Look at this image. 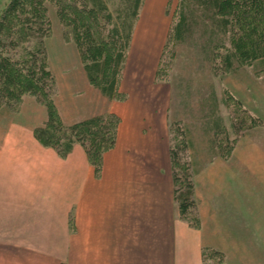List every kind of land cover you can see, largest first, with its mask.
<instances>
[{"label": "crops", "instance_id": "0c3cea01", "mask_svg": "<svg viewBox=\"0 0 264 264\" xmlns=\"http://www.w3.org/2000/svg\"><path fill=\"white\" fill-rule=\"evenodd\" d=\"M165 6L149 0L146 16L134 22L117 84L122 99L89 82L76 44L58 26L45 38L62 123L114 112L119 125L95 175L79 144L60 157L33 137L46 120L33 97L0 114V264H264V66L255 74V100L239 97L256 107L250 111L261 124L239 136L228 159L212 155L198 170L201 222L193 227L173 200L171 89L155 79ZM157 9L163 18L150 17ZM203 246L224 260L203 261Z\"/></svg>", "mask_w": 264, "mask_h": 264}, {"label": "trees", "instance_id": "16d2710c", "mask_svg": "<svg viewBox=\"0 0 264 264\" xmlns=\"http://www.w3.org/2000/svg\"><path fill=\"white\" fill-rule=\"evenodd\" d=\"M46 2L53 4L63 37L76 44L89 82L108 98L122 99L125 95L117 90V84L142 0H119L115 15L105 0H9L0 10V107L16 112L24 96L33 97L46 110V120L33 128V137L43 146L55 149L60 157L79 144L94 174L99 175L104 153L115 144L119 117L108 112L70 125L62 123L54 103L55 77L49 68L44 44L51 34ZM191 5L210 15L211 31L216 30L215 35L220 37L214 48L223 50L222 61L217 67L212 65L213 71L232 70L233 61L237 66L264 62V0H179L177 19L167 35L173 42L183 40L191 31ZM227 34L229 46L223 42ZM165 43L155 71L157 81L166 80L162 69ZM223 94V103L229 107V129L217 111L213 112L207 127L211 128L209 144L221 157L228 158L239 136L246 129L260 125L261 119L232 92ZM177 122L170 120L169 123L173 200L179 218L198 228L192 163L181 161L190 144L188 137L185 138V129ZM201 254L205 262L224 260L223 252L214 247L203 246Z\"/></svg>", "mask_w": 264, "mask_h": 264}, {"label": "rangeland", "instance_id": "374dc122", "mask_svg": "<svg viewBox=\"0 0 264 264\" xmlns=\"http://www.w3.org/2000/svg\"><path fill=\"white\" fill-rule=\"evenodd\" d=\"M8 1L9 0H0V10ZM105 1L109 10L115 15V10L119 7V0ZM178 2L179 0H166L165 8H167L165 9V13H163V17L167 22V35L171 25L177 19ZM144 3V7L140 5L138 11V14L140 13L142 18L147 14L149 0H144ZM46 7L51 23V31L53 26H58L62 32L63 28L55 13L53 4L51 2H46ZM190 8H192V15H189V18H193H191L192 27L189 35L183 40H177L175 42L168 39L166 35L164 41V43H166L163 52V61L165 64L162 66V69L166 77L164 81L168 83L171 89L169 119L178 120L177 123L186 131L185 138L188 137L187 142H189L190 146H188L184 154L181 155V161H189L192 163L190 169L193 172L194 183L195 176L198 175V170L206 163L207 157H211L212 155L221 157L216 149L209 144V130H211V128L207 126L210 125L209 123H211L210 121L213 119V112L217 111L216 113L219 115V118H221L222 123L229 129L230 113L229 107H226L223 103V92H232L238 99L244 98V96L247 95L250 99L255 100L256 95L253 90V86L257 83L255 74H262L261 71L264 62H254L250 66H237L236 62L233 61L232 70L224 72L223 69H215L213 71L211 68L212 65L214 64L217 67L222 61L220 54L223 50H216L214 48L215 43L220 42V37L218 38V35H215L216 30L211 31L213 29V21L210 19L208 13L204 12L196 5H191ZM159 16L162 17L159 9L150 15L153 19H159ZM223 42L229 46V34L224 36ZM217 52L218 54H215ZM261 80L264 81V76ZM241 87L243 89H240ZM245 107L249 110H255L256 108L252 106L248 107L247 104ZM12 113H14V111L9 107H0V114L10 115ZM246 121L248 120H245L244 125ZM173 135L175 137L174 132ZM173 141L175 142L176 140L174 139ZM232 150L228 154V158ZM194 188L193 194L195 191ZM196 211L201 222L197 207Z\"/></svg>", "mask_w": 264, "mask_h": 264}]
</instances>
